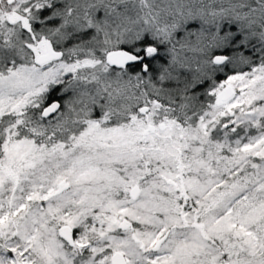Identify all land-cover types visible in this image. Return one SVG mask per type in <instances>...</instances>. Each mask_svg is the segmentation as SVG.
I'll return each mask as SVG.
<instances>
[{
	"label": "snow or ice",
	"instance_id": "6c2138e0",
	"mask_svg": "<svg viewBox=\"0 0 264 264\" xmlns=\"http://www.w3.org/2000/svg\"><path fill=\"white\" fill-rule=\"evenodd\" d=\"M0 264H264V0H0Z\"/></svg>",
	"mask_w": 264,
	"mask_h": 264
},
{
	"label": "rangeland",
	"instance_id": "374dc122",
	"mask_svg": "<svg viewBox=\"0 0 264 264\" xmlns=\"http://www.w3.org/2000/svg\"><path fill=\"white\" fill-rule=\"evenodd\" d=\"M158 2H162V0H158ZM195 39V38H194Z\"/></svg>",
	"mask_w": 264,
	"mask_h": 264
},
{
	"label": "trees",
	"instance_id": "16d2710c",
	"mask_svg": "<svg viewBox=\"0 0 264 264\" xmlns=\"http://www.w3.org/2000/svg\"><path fill=\"white\" fill-rule=\"evenodd\" d=\"M194 39V38H193Z\"/></svg>",
	"mask_w": 264,
	"mask_h": 264
}]
</instances>
